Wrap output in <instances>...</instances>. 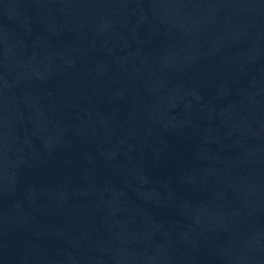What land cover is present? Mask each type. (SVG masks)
Listing matches in <instances>:
<instances>
[{
    "label": "water",
    "instance_id": "obj_1",
    "mask_svg": "<svg viewBox=\"0 0 264 264\" xmlns=\"http://www.w3.org/2000/svg\"><path fill=\"white\" fill-rule=\"evenodd\" d=\"M0 264H264V0H0Z\"/></svg>",
    "mask_w": 264,
    "mask_h": 264
}]
</instances>
